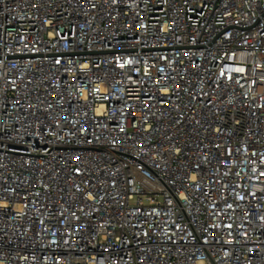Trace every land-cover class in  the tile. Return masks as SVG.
Listing matches in <instances>:
<instances>
[{
	"label": "built area",
	"instance_id": "built-area-1",
	"mask_svg": "<svg viewBox=\"0 0 264 264\" xmlns=\"http://www.w3.org/2000/svg\"><path fill=\"white\" fill-rule=\"evenodd\" d=\"M0 264H264V0H0Z\"/></svg>",
	"mask_w": 264,
	"mask_h": 264
}]
</instances>
